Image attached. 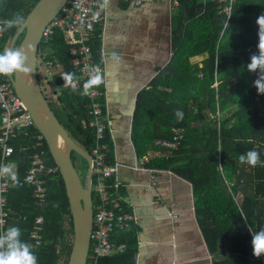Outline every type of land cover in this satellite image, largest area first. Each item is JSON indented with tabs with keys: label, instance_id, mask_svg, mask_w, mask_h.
I'll list each match as a JSON object with an SVG mask.
<instances>
[{
	"label": "trees",
	"instance_id": "obj_1",
	"mask_svg": "<svg viewBox=\"0 0 264 264\" xmlns=\"http://www.w3.org/2000/svg\"><path fill=\"white\" fill-rule=\"evenodd\" d=\"M37 1L0 2L1 22L16 13L25 17ZM261 15L264 0H233L229 21L224 26L225 18L215 2L178 0L170 19V59L157 69L148 88L136 95L132 112L130 136L136 156L142 158L149 151H160L142 166L169 171L190 185L194 217L211 264H264V255L255 257L252 246L253 235L264 229V167L253 168L239 162V156L249 150H256L264 161V94H258L253 86L257 74L247 69L251 56L259 54L257 19ZM16 30L3 32V48H8ZM21 37L22 34L15 45ZM89 45L94 62L99 63L98 29L92 33ZM69 49L61 31H57L48 44L39 45L38 55L44 53L46 59L55 56L63 68L74 73L69 64ZM196 58L202 59L200 66ZM55 82L59 92L53 101L46 99L48 106L69 137L90 154L95 130L90 102L82 94L84 85L71 91L61 88V80ZM214 82L216 87H212ZM192 86L194 96L188 114L187 98H172L169 91ZM176 110L183 112L182 120L175 116ZM175 128L183 131L177 149L155 145L158 140H170ZM37 142L40 147L35 146ZM101 143L105 146L106 162L113 164L106 129ZM11 145L10 160L20 179L39 149L46 152L48 163L54 164L34 127L28 136L19 134ZM76 158L82 161L80 168L86 170L85 161L71 153L73 164ZM45 188L43 204L33 199L28 187L8 192L6 230L10 226L21 229V239L31 245L38 264H66L72 245V221L58 172L55 179L46 181ZM121 204L122 211H127ZM39 216L43 219L42 238L40 245L33 248L29 233ZM136 230L133 222L116 230L112 240L124 244L125 250L101 258L99 263L134 264Z\"/></svg>",
	"mask_w": 264,
	"mask_h": 264
},
{
	"label": "crops",
	"instance_id": "obj_2",
	"mask_svg": "<svg viewBox=\"0 0 264 264\" xmlns=\"http://www.w3.org/2000/svg\"><path fill=\"white\" fill-rule=\"evenodd\" d=\"M102 11L106 20L96 29L105 72L106 130L119 195L137 229L134 264H211L194 217L190 185L169 171L144 168L160 151L138 158L130 136L136 95L171 56L172 8L168 0H145L139 6L109 0ZM201 60L195 59L199 66ZM169 92L172 98H187L191 113L194 86Z\"/></svg>",
	"mask_w": 264,
	"mask_h": 264
},
{
	"label": "built area",
	"instance_id": "obj_3",
	"mask_svg": "<svg viewBox=\"0 0 264 264\" xmlns=\"http://www.w3.org/2000/svg\"><path fill=\"white\" fill-rule=\"evenodd\" d=\"M4 0H0L2 2ZM134 6L141 5L145 0H119ZM215 2L218 12L224 16V26L229 21L233 0H209ZM103 0H68L60 12L44 28L40 44H48L55 32L61 31L64 43L70 46L69 64L78 78L70 86L65 85L62 75L69 70L63 68L60 61L52 56L45 58V54L37 55L39 64L49 77L61 80V88L76 90L79 84L84 85L97 72L102 77L101 83L90 90L86 95L91 107L92 124L94 126V146L91 157L90 190L92 200V224L89 236V248L86 264H100L99 260L114 254H121L125 250L124 244H116L112 235L116 230L122 229L127 223L133 222V214L122 211V198L119 195L120 183L115 179V163L108 164L104 157L105 146L101 143L106 129L104 86V67L95 63L91 53L89 41L97 26L105 22L106 16L102 11ZM173 9L178 6V0H168ZM98 17V19H94ZM3 23L0 20V26ZM0 33V52H3ZM212 87H216V82ZM218 118V113L215 114ZM33 122L22 105L19 97L6 76L0 75V167L8 166L16 172V165L10 160L13 153L11 142L19 134L29 135ZM35 128V127H34ZM182 129H172L170 140H158L155 145L162 149L175 150L183 137ZM36 147H40L37 142ZM58 172L55 164L48 163L47 154L39 149L30 158L29 167L21 179L13 182L7 175H0V235L6 231L8 211L7 194L11 189L28 187L31 195L39 204L46 199L45 184L48 179H55ZM112 179V183H108ZM43 231L42 217L34 219L33 227L29 233L32 247L41 243Z\"/></svg>",
	"mask_w": 264,
	"mask_h": 264
},
{
	"label": "water",
	"instance_id": "obj_4",
	"mask_svg": "<svg viewBox=\"0 0 264 264\" xmlns=\"http://www.w3.org/2000/svg\"><path fill=\"white\" fill-rule=\"evenodd\" d=\"M67 1L38 0L34 4L25 16V26L17 29L8 43V48L22 47L29 51L27 66L32 68V72L28 76L17 74L6 77L43 138L64 185L72 221V245L66 264H86L92 224L91 157L69 137L48 106L40 88L36 63L42 32ZM21 34L20 41L15 45ZM71 153L86 163L83 180L71 161Z\"/></svg>",
	"mask_w": 264,
	"mask_h": 264
},
{
	"label": "clouds",
	"instance_id": "obj_5",
	"mask_svg": "<svg viewBox=\"0 0 264 264\" xmlns=\"http://www.w3.org/2000/svg\"><path fill=\"white\" fill-rule=\"evenodd\" d=\"M109 0H103L101 7H107ZM98 19V17H94ZM26 24L24 16L16 13L11 19L3 22L0 26V33L6 32L9 29L17 28L22 29ZM259 26L258 30V55L251 56V62L247 65L249 72L256 73L257 79L253 82V86L257 89L258 94H264V15H261L257 19ZM22 47H10L0 52V75L12 76L17 74H23L28 76L32 72V68L28 65V53ZM30 78V77H29ZM66 86H70L78 79L74 73H64L62 75ZM102 77L97 72L92 76L83 86V95H89L90 90L94 86H98L101 83ZM175 116L178 120L183 119V112L176 110ZM239 162L241 164H247L250 167L262 166L264 167V161L260 160V154L256 150H249L239 156ZM0 175H7L14 183L17 182L18 177L15 171L11 167H0ZM21 229L17 226H10L7 230L0 235V264H38V258L32 251L31 245L24 242L21 239ZM253 255L260 257L264 255V229H261L253 235L252 239Z\"/></svg>",
	"mask_w": 264,
	"mask_h": 264
},
{
	"label": "rangeland",
	"instance_id": "obj_6",
	"mask_svg": "<svg viewBox=\"0 0 264 264\" xmlns=\"http://www.w3.org/2000/svg\"><path fill=\"white\" fill-rule=\"evenodd\" d=\"M37 76L40 82V88L43 95L47 100L49 99L53 101L59 92V87L57 86L55 80L49 77L46 73H44L43 69L39 64L37 65ZM74 161V165L77 169L79 177L81 178V180H83L85 170L83 168H80V163L82 161L79 158H76V160Z\"/></svg>",
	"mask_w": 264,
	"mask_h": 264
}]
</instances>
